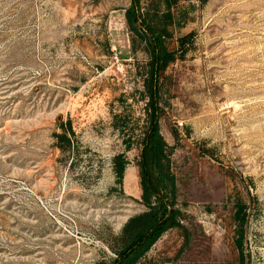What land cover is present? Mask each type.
<instances>
[{
    "label": "rangeland",
    "instance_id": "rangeland-1",
    "mask_svg": "<svg viewBox=\"0 0 264 264\" xmlns=\"http://www.w3.org/2000/svg\"><path fill=\"white\" fill-rule=\"evenodd\" d=\"M131 3L0 0V264H110L145 210L149 57L126 23ZM140 12L174 57L160 131L180 225L136 264H264V0H141ZM114 114L137 130L130 149Z\"/></svg>",
    "mask_w": 264,
    "mask_h": 264
},
{
    "label": "trees",
    "instance_id": "trees-1",
    "mask_svg": "<svg viewBox=\"0 0 264 264\" xmlns=\"http://www.w3.org/2000/svg\"><path fill=\"white\" fill-rule=\"evenodd\" d=\"M131 1L125 12L126 23L144 44L149 57L142 92L146 99V121L138 138L140 148L137 160L141 201L145 210L131 217L124 225L116 258L110 264H136L165 231L180 225V214L175 207L176 184L171 172L169 148L160 131V119L164 114L161 77L169 63L174 61L173 52L165 46L164 34L149 24L140 12L141 0ZM113 119V125L122 134L126 149H130L137 141L136 128L129 126L130 119L125 115L114 114ZM61 128L62 134L58 138L67 147L63 149L73 153L75 147H78L75 133L70 124H61ZM127 165L123 153L113 158V170L119 185H122ZM241 212L240 207L237 212L239 222L243 221V217L240 218ZM241 259L244 264L243 257Z\"/></svg>",
    "mask_w": 264,
    "mask_h": 264
},
{
    "label": "bare ground",
    "instance_id": "bare-ground-1",
    "mask_svg": "<svg viewBox=\"0 0 264 264\" xmlns=\"http://www.w3.org/2000/svg\"><path fill=\"white\" fill-rule=\"evenodd\" d=\"M125 180H127L128 182L131 181V179H130V174H129V173H128L127 176L125 177ZM131 183H133V182H131ZM136 185L138 186V180H137V179H136Z\"/></svg>",
    "mask_w": 264,
    "mask_h": 264
}]
</instances>
